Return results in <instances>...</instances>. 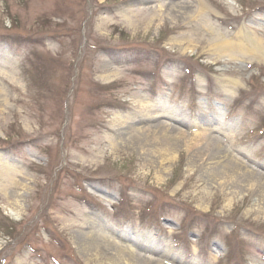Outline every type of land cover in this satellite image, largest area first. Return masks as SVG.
Wrapping results in <instances>:
<instances>
[{
	"label": "rangeland",
	"instance_id": "obj_1",
	"mask_svg": "<svg viewBox=\"0 0 264 264\" xmlns=\"http://www.w3.org/2000/svg\"><path fill=\"white\" fill-rule=\"evenodd\" d=\"M0 88V264H264V0H0Z\"/></svg>",
	"mask_w": 264,
	"mask_h": 264
},
{
	"label": "bare ground",
	"instance_id": "obj_2",
	"mask_svg": "<svg viewBox=\"0 0 264 264\" xmlns=\"http://www.w3.org/2000/svg\"><path fill=\"white\" fill-rule=\"evenodd\" d=\"M201 11H200V13L198 14L199 16H201ZM221 44L222 45H224V46H226L227 48H230L231 46H230V43L228 42V41H222L221 42ZM252 44H253V46H254V48H257L258 47V44H257V42L256 41H252ZM229 56H231L230 54H229ZM2 89L0 88V91H1ZM145 112H147L146 110H145ZM135 121H133V122H126L127 123V126H135V125H133V123H134ZM126 123H121L120 124V126L122 127L123 126V124H126ZM124 127V126H123ZM136 133H140V132H145V131H148V132H151V134L154 132V130H151L150 129V127L149 126H147V127H144V126H142V127H135L134 129H133ZM165 130H169L168 128H166ZM203 137V134H198V138H200V137ZM182 137V133H181V131H179V132H177L176 133V138H181ZM201 159H203V156H199V158H198V160L200 161ZM234 159L236 160V161H238V159L236 158V157H234ZM218 161L220 162V161H222L221 159H218ZM240 161V160H239ZM161 162H162V160H161ZM240 162H242V161H240ZM215 163V162H214ZM213 163V161L211 162H208V165H211V164H214ZM243 163V162H242ZM241 185H243L244 186V189H250V190H256V191H258L257 192V195H256V199H255V203H258V204H261V205H263L262 203H261V201H264V190L263 189H260V188H258V183L255 181V180H253V179H249L248 181H246V183H242ZM240 187H242V186H240ZM10 215H12V216H15V214H17V211L16 212H14V210L13 209H11L10 210V213H9ZM15 218V217H14ZM93 232L95 233V231L94 230H92V231H89L88 232V234H93ZM133 239L134 241L135 240H143V241H148V242H151L150 240V238H140V236L138 235V234H136V233H132L131 234V236H130V239ZM131 241V240H130ZM129 264V263H128Z\"/></svg>",
	"mask_w": 264,
	"mask_h": 264
}]
</instances>
